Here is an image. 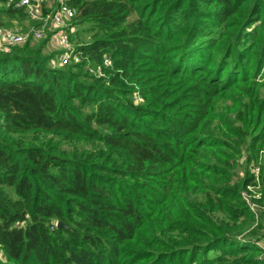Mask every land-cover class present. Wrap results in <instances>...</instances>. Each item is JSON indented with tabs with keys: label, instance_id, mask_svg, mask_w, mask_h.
<instances>
[{
	"label": "trees",
	"instance_id": "trees-1",
	"mask_svg": "<svg viewBox=\"0 0 264 264\" xmlns=\"http://www.w3.org/2000/svg\"><path fill=\"white\" fill-rule=\"evenodd\" d=\"M67 3L81 63L0 52V264H264V0Z\"/></svg>",
	"mask_w": 264,
	"mask_h": 264
},
{
	"label": "built area",
	"instance_id": "built-area-1",
	"mask_svg": "<svg viewBox=\"0 0 264 264\" xmlns=\"http://www.w3.org/2000/svg\"><path fill=\"white\" fill-rule=\"evenodd\" d=\"M7 8L24 9L28 20L36 23L29 32L23 33L18 30L0 27V52L7 53L12 48L28 42H41L45 40L48 34H51L56 41L59 49V62L63 66L78 64L83 60L77 45L74 43L72 34L74 31L73 19L77 15V10L71 7L67 2L69 0H2ZM110 61H105V66L109 67ZM89 71L97 76L103 75L102 66L89 67ZM254 174L257 183H259L261 169L255 167ZM252 188L242 193L244 200L249 205L251 211L255 214L257 224L259 223L261 212L264 211V204L258 206L253 203L251 196ZM260 198V195L257 196ZM264 250V244L260 245Z\"/></svg>",
	"mask_w": 264,
	"mask_h": 264
},
{
	"label": "rangeland",
	"instance_id": "rangeland-1",
	"mask_svg": "<svg viewBox=\"0 0 264 264\" xmlns=\"http://www.w3.org/2000/svg\"><path fill=\"white\" fill-rule=\"evenodd\" d=\"M4 3V2H3ZM5 4V3H4ZM4 4H2L1 6L3 7V6H6V4L4 5ZM73 24V23H72ZM16 25V27H19V28H17V30L19 31V32H23V33H27V32H29L30 31V29L33 27V26H36L37 24L36 23H34L33 21H31V20H27V22H26V24L25 25H27L28 27L30 26V28L29 29H27L26 31H22L23 29H22V27L20 28V26L21 25H18V24H15ZM78 27L77 26H75V30L77 29ZM89 34V33H88ZM88 34H87V32L86 33H84V38L83 39H85V38H88ZM45 40H49V45H48V49H47V51H49V52H54V53H56L57 55H56V59L58 58V60H59V57H58V53H59V49H58V47H57V44H56V41H55V39L53 38V36L52 35H50V34H48V36H47V38L45 39ZM45 40H43V41H45ZM73 40H74V43H75V39L73 38ZM43 41H41V42H43ZM41 42H32V44H37V43H41ZM56 61V60H55ZM226 102V103H225ZM225 102H222V104L220 103L219 105H220V110L222 111V112H225V113H230V114H232V110H233V101L231 100V99H228V100H226ZM262 153H264V149H263V151H262ZM244 161H245V155H243L242 156V158L240 159V161H239V163H240V166H239V168L236 170V172H235V181H241L242 179H243V177H244V173H245V163H244ZM255 167H259V168H261V165H259V164H255V163H252V165H251V168H252V174L255 176V174H254V168ZM256 180V179H255ZM256 182H257V180H256ZM251 188H252V191H251V196H252V201H253V203H255V204H257L258 206H262L263 204H264V202L263 203H261V202H258V200H260L261 198H262V193H263V186H262V183H261V176H260V178H259V183H256V185L254 186V185H252V186H250ZM248 189V188H247ZM247 189L246 190H244V191H247ZM243 191V192H244ZM242 192V193H243ZM258 195H260V198H257V196ZM256 224V223H255ZM259 225H263V227H264V217H263V220L261 221V223L259 224Z\"/></svg>",
	"mask_w": 264,
	"mask_h": 264
},
{
	"label": "water",
	"instance_id": "water-1",
	"mask_svg": "<svg viewBox=\"0 0 264 264\" xmlns=\"http://www.w3.org/2000/svg\"><path fill=\"white\" fill-rule=\"evenodd\" d=\"M62 226H64V225L63 224H60V223L58 224V227H62Z\"/></svg>",
	"mask_w": 264,
	"mask_h": 264
}]
</instances>
